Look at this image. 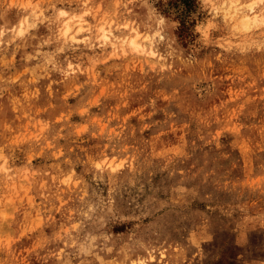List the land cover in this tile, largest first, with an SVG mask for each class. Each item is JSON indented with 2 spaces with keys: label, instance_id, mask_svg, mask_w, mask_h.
<instances>
[{
  "label": "rangeland",
  "instance_id": "obj_1",
  "mask_svg": "<svg viewBox=\"0 0 264 264\" xmlns=\"http://www.w3.org/2000/svg\"><path fill=\"white\" fill-rule=\"evenodd\" d=\"M0 264H264V0H0Z\"/></svg>",
  "mask_w": 264,
  "mask_h": 264
},
{
  "label": "bare ground",
  "instance_id": "obj_2",
  "mask_svg": "<svg viewBox=\"0 0 264 264\" xmlns=\"http://www.w3.org/2000/svg\"><path fill=\"white\" fill-rule=\"evenodd\" d=\"M250 9L251 10H253L254 9V5H251L250 6ZM83 26V25H82ZM82 28V27H81ZM137 38L138 37H134V38H132L131 39V41H129V43L131 42L132 43V45H134L136 48H137V50L140 48V47H142L141 49L143 50V51H146L145 49H146V47H145V45L144 46H142V44H141V42H139L138 40H137ZM125 42V41H124ZM127 42V41H126ZM144 47V48H143ZM134 48V47H133ZM134 50H136V49H134ZM140 50V49H139ZM142 50H140V51H142ZM143 53V52H142ZM152 54H154V52L152 53Z\"/></svg>",
  "mask_w": 264,
  "mask_h": 264
}]
</instances>
